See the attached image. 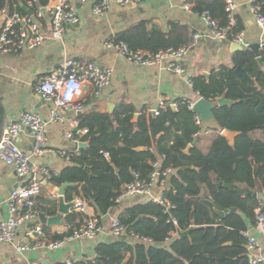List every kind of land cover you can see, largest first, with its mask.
I'll use <instances>...</instances> for the list:
<instances>
[{
	"label": "trees",
	"instance_id": "1",
	"mask_svg": "<svg viewBox=\"0 0 264 264\" xmlns=\"http://www.w3.org/2000/svg\"><path fill=\"white\" fill-rule=\"evenodd\" d=\"M51 1L37 0L33 10ZM26 4L27 0H0V8H6L9 14H24ZM225 5L224 0H194L193 10H209L212 17L226 24ZM149 23L140 21L111 38L133 51L152 52L177 49L193 41L194 32L187 25L172 22L165 31L155 24L149 28ZM241 29L239 21L234 32ZM258 57L264 63V48L258 52L242 49L235 54L233 66L221 65L209 77L191 76L199 97L212 101L225 97L234 102L214 109V126L196 124L189 98L177 99V110L168 107L157 115L142 110L136 121V109L127 102L113 112L92 108L77 115L80 127L89 130L77 136L88 146L81 148L61 172L53 174L49 183L59 187L71 183L65 189V198L85 199L101 218L116 205L126 184L137 179L149 182L156 169L154 163L161 160L160 179L166 178V169H171L166 178L169 186L163 191L171 209L152 200L125 208L118 216L126 227L124 237L98 244L100 258L96 262L73 264H121L127 252L132 253L128 264H250L243 232L256 225V209L264 206L253 195L264 191V66ZM238 66H247L254 85L235 72ZM201 130L211 134L206 150L199 145L200 137L194 136ZM224 130L236 133L233 142L222 133ZM220 181L234 184L235 189L219 187ZM55 200L45 199L44 203L54 204ZM233 207L237 208L235 212H231ZM36 208L48 215L56 213V205L47 208L38 202ZM215 209L225 211L226 216L221 218ZM87 220L85 214L70 212L69 228L54 234L52 241L72 236ZM192 226L195 228L188 237L178 236L179 230ZM43 230L47 233L49 227L44 225ZM136 235L135 243L126 240Z\"/></svg>",
	"mask_w": 264,
	"mask_h": 264
},
{
	"label": "crops",
	"instance_id": "2",
	"mask_svg": "<svg viewBox=\"0 0 264 264\" xmlns=\"http://www.w3.org/2000/svg\"><path fill=\"white\" fill-rule=\"evenodd\" d=\"M70 1L79 9L81 22L77 26H69L62 40L51 38L49 16L46 14L43 24L47 39L40 48L18 50L12 54L0 56V102L5 111V126L28 111H37L44 118L50 119L53 104L37 92L36 86L42 76L58 67L66 58L96 61L102 66L113 69L111 84L99 95L95 94L93 88H86L76 96V102L83 105V110L63 111L67 118L64 122L49 120L47 124L48 151L41 157L32 156V160L45 165L53 173L58 174L72 162L63 156V152L71 151L75 147L66 133L72 128L71 119L77 115L92 108L111 112L109 105H112L113 112L122 102L132 104L139 115L142 110L149 112L164 98L171 101L189 98L194 102L200 97L193 89L191 76L206 73L211 75L212 71L218 70L221 65L233 66L235 54L240 51L237 50L238 43L212 37L208 33L207 25L195 11L184 8L187 3L194 6V0H145L125 7L114 3L108 12L99 16L92 13L91 3L82 4L80 0ZM236 1L238 3L236 15L243 24L246 40L251 45L259 44L260 46L264 43V27L256 24L250 11V0ZM140 21H149V28L155 24L165 31L170 29L172 22H179L189 26L194 34H202L197 39L193 36L194 46L179 61L187 74H178L165 64L142 65L131 62L117 50L105 46L108 38ZM189 73L191 76H188ZM214 125H203V127ZM223 134L231 142L236 135L231 131ZM197 137H200L199 145L206 150L210 144L211 134L205 131ZM18 142L22 148L32 152L34 139L30 130H26ZM22 184L23 180L18 176L16 169L0 159V219H6L9 216L8 198L12 190ZM168 186L169 179L165 183H157L153 188V194L160 195ZM59 188V186L51 185L46 176H42V189L37 196V203L47 208L56 205L57 213ZM258 197L264 204V191L259 193ZM78 198L81 197L65 199L75 202ZM45 199H56V202L44 203ZM149 200L148 196L143 195L124 196L106 214L101 215V229L94 238H68L58 249H51L48 244L52 242L54 234L67 231L68 214L63 216L61 225L43 224L40 217L24 222L12 242L0 243V264H32V262L62 264L67 259H70L72 264L78 261L96 262L100 258L97 252L98 244L111 243L124 237V235L115 236L110 232L112 221L118 218L125 208ZM73 211L85 214L88 218L96 214L95 208L91 205L86 212L77 211L75 208L70 209V212ZM37 225L42 227L46 225L49 231L47 233L44 230L43 233L34 231ZM249 230L264 247V236L260 230L256 226H250ZM126 240L135 243L137 238L127 236ZM20 246H30V248L21 250ZM131 259L132 253L127 252L121 264H128Z\"/></svg>",
	"mask_w": 264,
	"mask_h": 264
},
{
	"label": "built area",
	"instance_id": "3",
	"mask_svg": "<svg viewBox=\"0 0 264 264\" xmlns=\"http://www.w3.org/2000/svg\"><path fill=\"white\" fill-rule=\"evenodd\" d=\"M82 4L91 3L92 13L96 16L103 15L108 12L114 3L120 6H129L133 3H140L145 0H80ZM37 3V0H27V6L31 10ZM225 9L227 12V23L221 24L219 20L212 17L209 10L203 12H195L207 25L208 33L219 40H232L240 44L243 49L251 50V44L245 38L243 29L234 32L239 25V19L236 15L238 3L236 0H225ZM264 1L250 0V11L260 27H264ZM187 10H193V4L187 3L184 5ZM33 14H24L14 12L9 14L7 9H1L0 13V56L12 54L18 50L38 49L47 39V33L43 24V19L46 14L49 16L50 36L55 40H62L63 35L69 26H77L81 22L79 9L70 0H53L51 5L39 7L37 11L33 10ZM202 34H194L197 39ZM107 48H113L123 54L128 60L142 65L165 64L170 70L185 75L186 69L180 64V60L185 57L194 43L180 48H169L152 52L148 50H131L124 42H115L111 37L105 41ZM259 48H264V43L260 44ZM113 77V69L105 67L96 61H82L76 58H66L58 67L54 68L46 75L42 76L36 86L37 92L47 101L53 104L50 112L52 121H66V116L63 111L75 109L76 111L83 110V105L76 102V96L86 88H93L96 95H99L103 89L111 84ZM194 102H191L190 108L194 111ZM171 107L175 110L179 108L177 101H171L164 98L160 103L149 110V113L157 115L160 110ZM48 119L44 118L37 111L24 112L17 120L10 122L4 127L2 139L0 141V159L12 165L23 184L14 188L8 198L9 216L6 219H0V243L12 242L18 232L19 227L27 221L39 219V211L36 208L37 196L42 189V176H46L49 180L53 174L45 165L35 163L32 156L41 157L49 147V139L47 135ZM196 124L203 126L200 116L196 113ZM71 129L67 131L66 136L74 143V149L63 152V156L67 160H72V157L79 155L81 151L80 136L86 135L89 130L86 127H80L79 118L76 116L71 119ZM30 130L34 143L32 152L22 148L18 139ZM201 130L194 136L204 133ZM155 172L152 173L149 182L135 180L126 184L117 201L124 196L143 195L148 196L150 200L161 203L166 206L167 210L171 209V204L163 196L153 194L154 186L161 182L165 183L166 178L171 173L168 168L163 172L166 176L160 179L161 170L160 161L154 163ZM137 176V175H136ZM59 195V192H58ZM59 197V196H58ZM1 205V200H0ZM90 204L83 198H78L75 201L77 211L86 212ZM264 236V206L256 209V225ZM101 229V219L97 214H92L88 220L70 237L63 240L52 241L48 244L51 249H58L64 245L68 238H94ZM34 231L43 233L42 225H37ZM110 232L118 237L126 234V227L118 218L112 221ZM175 235V233H174ZM247 239V250L250 264L264 263V247L259 240L253 236L250 230L243 232ZM136 238L138 236L136 235ZM148 240V239H147ZM30 246H20L21 250H27ZM32 264H37L32 262ZM62 264H72L70 259H67Z\"/></svg>",
	"mask_w": 264,
	"mask_h": 264
},
{
	"label": "water",
	"instance_id": "4",
	"mask_svg": "<svg viewBox=\"0 0 264 264\" xmlns=\"http://www.w3.org/2000/svg\"><path fill=\"white\" fill-rule=\"evenodd\" d=\"M23 9L28 14L32 15L34 13L33 10H31L27 6H23ZM0 13H1V8H0ZM237 45H238L237 50L243 49V47L240 44H237ZM251 48L254 52H258L259 44H252ZM258 61L262 66H264L263 59L261 57H258ZM235 72L238 75H240L241 77H243L245 80H247V82L250 85L255 84L254 79L248 73L247 66H245V67L238 66L235 68ZM188 76H191V73H189ZM205 76L209 77L210 73H206ZM233 103H234L233 101H231L225 97H220L216 101H212V100H208L204 97H200L194 103V112L200 116L203 125L216 124V117H215L214 109L217 106L230 105ZM109 110L112 112V105H109ZM138 117H139V114L136 113L135 117H134V121H136L138 119ZM4 127H5V111H4V108L0 102V141L2 139ZM226 132H227V130L223 131V133H226ZM80 146H81V148H86L88 146V144L86 142H83V143H81ZM189 147H191V145ZM138 149L139 150H145L146 147H138ZM86 169L88 171H90V169L88 167ZM117 172H118V169H117ZM70 185H71V183H65L62 186H60V188H59V201L57 203V213L56 214L48 216L43 211H41L39 213L40 221L43 224L61 225L63 216L70 213V209H72L74 207L75 202L74 201H66L65 196H64L66 187H68ZM218 186L219 187L224 186V187H227L229 189H235L234 184L223 183L222 181L219 182ZM236 191L241 195L245 194V192L241 189H236ZM247 194H250V193H247ZM253 195L258 196L257 193H254ZM208 203L211 206H213V203L211 201H208ZM236 210H237V208L233 207L231 209V212H235ZM215 211L221 218L226 216V212L223 210L215 209ZM194 228H195V226H192L190 229L185 230V231L179 230L178 236L179 237H188L190 235L191 230Z\"/></svg>",
	"mask_w": 264,
	"mask_h": 264
}]
</instances>
